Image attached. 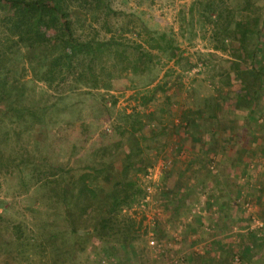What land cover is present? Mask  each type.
Returning a JSON list of instances; mask_svg holds the SVG:
<instances>
[{"label": "rangeland", "instance_id": "obj_1", "mask_svg": "<svg viewBox=\"0 0 264 264\" xmlns=\"http://www.w3.org/2000/svg\"><path fill=\"white\" fill-rule=\"evenodd\" d=\"M246 1L109 0L114 11L108 16L105 10L97 11L96 20L77 6L74 13L81 19L77 26L84 36L113 34L131 51L142 44L158 62L151 64L152 70L136 71L132 65L131 70L121 72L127 82L118 90L80 86L61 97L46 83L32 82L27 76L30 99L54 104L48 107L47 126L38 129L45 132L33 138L24 132L19 153L73 166L100 161L131 144L130 127L137 125V120L128 122L126 117L138 112L148 131V139L142 142L145 157L156 167L163 166L156 182L150 181L156 186L152 202L135 205L127 213L139 225L135 252L119 245L106 252L93 238L78 246L75 264H264V226H260L264 222V116L247 118L249 105L242 98V87L250 78V65L237 57L232 47L226 51L215 48L221 44L219 33L227 18H235V28L246 13L261 10L262 1L250 0L245 5ZM243 6L249 9L245 11ZM216 9L222 16H216ZM237 37H241L239 32ZM171 47L175 55L170 58ZM153 75L155 80L146 84ZM220 95L224 102L221 108L216 102ZM149 113L155 114L154 119L149 120ZM184 115H188L190 125L193 120L204 126L212 123L210 132L227 137L226 156L205 153L197 160L192 154L198 146L183 145L177 150L168 125L185 123ZM156 122L160 129L154 131ZM161 135L168 137L165 146ZM17 139L15 135L12 141L16 148ZM189 165L196 167L195 171L183 170ZM193 176L194 181L199 180L196 185ZM2 181L3 223L21 222L27 236L32 230L35 233L34 211L43 207L46 187L24 192L18 179L10 182L3 176ZM44 207L45 216L50 207L55 217L53 211L58 210L53 203ZM151 237L157 246L148 243ZM103 258L107 263L100 262ZM41 261L37 238L25 239L20 248L14 240L0 243V264Z\"/></svg>", "mask_w": 264, "mask_h": 264}, {"label": "trees", "instance_id": "obj_2", "mask_svg": "<svg viewBox=\"0 0 264 264\" xmlns=\"http://www.w3.org/2000/svg\"><path fill=\"white\" fill-rule=\"evenodd\" d=\"M260 1L261 10L246 13L236 21L235 28L232 27L235 18H227L219 33L221 44L215 46L222 51L232 47L234 54L251 67L250 78L242 87V98L249 105L248 120L253 114L264 116V0ZM246 2L245 5L250 4V0ZM77 6L91 14L92 20H96L97 11L105 10V16L114 11L109 0H0V189L5 176L10 182L18 179L24 192L36 186L46 187L47 191L41 202L43 207L34 211L35 233L32 230L27 236L21 222L4 224L5 217L0 213V243L10 244L14 240L15 247L20 248L25 239H39L40 264H75L78 246L93 238L106 252L119 245L133 254L140 230L127 213L142 204L146 196L145 175L153 165L145 157L142 142L148 139V131L138 112L126 117L128 122L137 120V125L130 127L131 144L123 145L117 153L111 152L100 161L73 166L46 157L30 159L27 157L30 153H19L24 132L31 138L45 132L38 129L47 126L48 107L54 104L30 99L27 76H31L32 82L46 83L61 97L80 86L118 90L122 82H127L121 72L131 70L132 65L136 71L152 70L151 64L158 62L154 60L155 54L142 44L131 51L113 34L102 38L97 33L84 36L77 26L81 21L80 15L74 13ZM248 9L243 6V10ZM216 12V16H222L221 11ZM82 22L80 28L86 20ZM155 47L164 49L160 44ZM172 48L170 58L175 55ZM155 77H150L146 84ZM216 102L217 107L223 106L221 95ZM147 116L151 120L155 114ZM182 118L185 123L168 125L175 135L177 150L190 135L189 117ZM153 126L154 131L160 129L157 122ZM15 135L17 148L12 145ZM162 136L165 146L168 137ZM190 168L195 171L196 167L189 165L183 170ZM180 199L175 202L177 210ZM50 203L58 210L53 211L55 217L50 207L47 216L43 213L45 204Z\"/></svg>", "mask_w": 264, "mask_h": 264}, {"label": "crops", "instance_id": "obj_3", "mask_svg": "<svg viewBox=\"0 0 264 264\" xmlns=\"http://www.w3.org/2000/svg\"><path fill=\"white\" fill-rule=\"evenodd\" d=\"M198 121L193 120L189 131L190 135L187 136L186 139L183 141V148H188L189 146L192 145V147L198 146L197 151L193 150L192 156L198 160L197 157L202 154V157L205 156V153H208L207 156H211L213 153H223L226 156L227 151H226V144H227V137L222 136L218 137L217 132H210V129L212 128V123H207L205 126L203 124H200ZM208 131V132H207ZM212 145V146H211ZM210 147V148H209ZM193 149V148H192ZM194 152H196L194 154ZM202 152V153H201ZM189 155V154H188ZM215 157V156H213ZM193 179V184L196 185L198 181H194L195 177Z\"/></svg>", "mask_w": 264, "mask_h": 264}, {"label": "built area", "instance_id": "obj_4", "mask_svg": "<svg viewBox=\"0 0 264 264\" xmlns=\"http://www.w3.org/2000/svg\"><path fill=\"white\" fill-rule=\"evenodd\" d=\"M156 165H151L149 168H148V171L145 175V179L147 181V186H146V196L145 198L142 200V205H145V204H148L150 202H152V198H153V193L155 192L156 190V186L153 185L151 182H156V178H158V173L160 174L162 172V168L163 166H161V169L159 167H156ZM156 224V219L154 218V221H153V225ZM260 226H264V222L260 223ZM148 243L151 245V246H157V243L156 241L153 239V237H151L148 241ZM90 258L91 259H94V255L91 254L90 255ZM102 258V257H101ZM100 262L102 263H107L106 262V259L103 258V259H100Z\"/></svg>", "mask_w": 264, "mask_h": 264}]
</instances>
